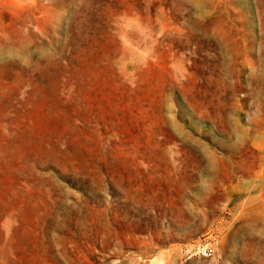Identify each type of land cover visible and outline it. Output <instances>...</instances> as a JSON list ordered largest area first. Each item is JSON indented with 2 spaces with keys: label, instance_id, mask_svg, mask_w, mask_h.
I'll return each mask as SVG.
<instances>
[{
  "label": "rangeland",
  "instance_id": "1",
  "mask_svg": "<svg viewBox=\"0 0 264 264\" xmlns=\"http://www.w3.org/2000/svg\"><path fill=\"white\" fill-rule=\"evenodd\" d=\"M0 264H264V0H0Z\"/></svg>",
  "mask_w": 264,
  "mask_h": 264
},
{
  "label": "built area",
  "instance_id": "2",
  "mask_svg": "<svg viewBox=\"0 0 264 264\" xmlns=\"http://www.w3.org/2000/svg\"><path fill=\"white\" fill-rule=\"evenodd\" d=\"M196 254H198L202 258H209L213 254V249L211 246L205 244V243H199L195 247Z\"/></svg>",
  "mask_w": 264,
  "mask_h": 264
}]
</instances>
